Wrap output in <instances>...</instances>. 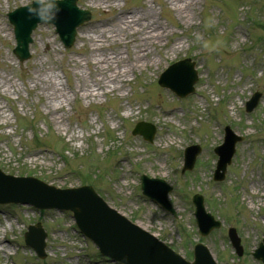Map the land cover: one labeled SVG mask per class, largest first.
I'll list each match as a JSON object with an SVG mask.
<instances>
[{
    "label": "rangeland",
    "instance_id": "374dc122",
    "mask_svg": "<svg viewBox=\"0 0 264 264\" xmlns=\"http://www.w3.org/2000/svg\"><path fill=\"white\" fill-rule=\"evenodd\" d=\"M30 1L0 0V168L59 187L89 184L108 205L187 258L201 241L218 264H261L251 252L264 233V0H195L192 6L187 0V7H182L184 0L178 7L170 0H77L91 18L78 27L74 43L64 47L52 23H38L30 57L19 61L6 12ZM144 11H153L157 32L161 26L167 31L148 47L147 57L155 62L128 73L119 90L83 97L82 90L76 91L75 72L87 76L91 67L81 34L114 23L116 15L140 17ZM209 18L215 21L210 27ZM197 32L222 41L219 50L209 52L197 44ZM119 50L127 57L130 45L126 49L120 42L96 55ZM184 57L195 62L199 77L194 92L181 98L156 80L169 62ZM37 72L62 87L68 101L52 100V90L47 93L39 80L32 81ZM254 91L261 97L246 112ZM140 120L155 125L152 142L132 134ZM227 123L242 139L224 179L215 181L213 149L222 142ZM189 144L202 149L193 168L182 172L181 147ZM141 174L172 186L168 199L176 216L141 194ZM194 193L202 194L206 210L222 220L204 237L194 221ZM37 221L47 231L42 259L23 242L27 225ZM229 226L240 236V257L228 241ZM0 264L119 263L98 253L69 211L0 204Z\"/></svg>",
    "mask_w": 264,
    "mask_h": 264
},
{
    "label": "water",
    "instance_id": "95a60500",
    "mask_svg": "<svg viewBox=\"0 0 264 264\" xmlns=\"http://www.w3.org/2000/svg\"><path fill=\"white\" fill-rule=\"evenodd\" d=\"M69 1H59V12L56 14L57 19H60L56 21L57 29L66 45L71 44L74 28L82 19L81 11L73 5L75 0H72L73 4ZM28 7H20L9 13L17 40L14 52L21 60L28 57L29 34L38 20L35 17L29 18ZM85 17L88 15L86 14ZM186 61L170 66L159 78L162 85L170 87L179 95L192 91V83L196 78ZM173 75H180L181 78L177 81ZM252 106L250 105L249 108ZM138 126L140 128L136 127L133 132H140L144 138L151 141L155 131L154 126L146 123H139ZM235 140L237 138H231V132H229L226 143L215 149L219 154V164L216 170L218 179L223 176L218 170L221 168L224 170L225 163L229 161L233 153ZM198 152L197 146L188 148L186 167H192ZM170 189L171 187L161 179L143 177V193L161 203L166 209H171L167 201V193ZM5 202L29 203L37 208L70 209L80 231L93 240L102 253L125 264H215L206 247L201 244L195 246L193 262L184 260L153 236L110 209L91 186L60 189L31 176L15 177L5 175L0 171V203ZM193 203L196 205L195 216L201 234H207L211 228L220 225L219 221H215L209 213L204 211L203 199L200 195L193 197ZM45 235L39 223L29 226V231L25 233L27 244L31 245L40 257L45 256ZM230 236L238 248V253H241V248L238 247L239 240L233 229L230 230ZM254 256L264 261V243L260 244Z\"/></svg>",
    "mask_w": 264,
    "mask_h": 264
},
{
    "label": "bare ground",
    "instance_id": "6f19581e",
    "mask_svg": "<svg viewBox=\"0 0 264 264\" xmlns=\"http://www.w3.org/2000/svg\"><path fill=\"white\" fill-rule=\"evenodd\" d=\"M170 1L171 4L178 7V2L181 0ZM186 3L187 0H184L182 7L192 6L195 0H188V5ZM182 11L181 9L180 12ZM152 14L153 11L151 13L144 11V14L140 15V17L128 13L116 15L114 23H109L107 26L92 27L85 34H81L82 42L87 43L90 49H88L89 55L85 56L84 59L86 64L90 65L91 70L87 76L79 73V71L75 72L78 79L76 91L82 90V96L91 99L115 89L119 90L128 81L126 77L128 73L133 72L138 67L155 62L153 56L147 57L149 54L148 47L157 43L155 42V38L163 37L167 31L161 26L157 32L158 25H156L155 20L152 18ZM120 42L124 44L126 49L130 45V54L128 53L127 57L123 56L120 50L110 51L109 53L100 52V55H96L99 53V49L117 45ZM174 45L175 43L172 44V46ZM84 49L85 46L82 47V50ZM95 49L98 51H95ZM34 80H39L40 87H43L47 93L49 90H52V95L50 96L52 100L59 98L65 102L68 101V97L62 87H58L49 77L37 72L32 81ZM61 108L62 103L55 107L56 110ZM256 187L257 184L251 185L252 189ZM249 200L252 204V200Z\"/></svg>",
    "mask_w": 264,
    "mask_h": 264
},
{
    "label": "clouds",
    "instance_id": "9594fccd",
    "mask_svg": "<svg viewBox=\"0 0 264 264\" xmlns=\"http://www.w3.org/2000/svg\"><path fill=\"white\" fill-rule=\"evenodd\" d=\"M59 0H32L31 5L27 8L29 18L35 17L41 22H53L56 19V13L59 12ZM215 23L213 18H209L208 26ZM195 42L209 52L218 51L222 41L204 39L200 33H195Z\"/></svg>",
    "mask_w": 264,
    "mask_h": 264
}]
</instances>
